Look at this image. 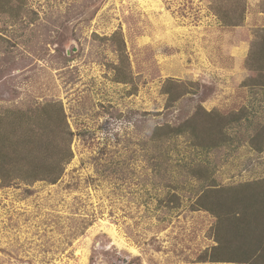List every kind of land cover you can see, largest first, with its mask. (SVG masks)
Masks as SVG:
<instances>
[{"label": "rangeland", "instance_id": "1", "mask_svg": "<svg viewBox=\"0 0 264 264\" xmlns=\"http://www.w3.org/2000/svg\"><path fill=\"white\" fill-rule=\"evenodd\" d=\"M12 1L0 107L60 103L73 157L53 185H0V264H232L207 259L216 218L189 209L203 183L182 168L201 157L179 137L167 160L149 131L175 120L162 87L183 85L190 112L241 123L202 159L217 187L264 178V149L249 142L264 135V89L243 86L264 0ZM225 6L239 13L230 24Z\"/></svg>", "mask_w": 264, "mask_h": 264}, {"label": "trees", "instance_id": "2", "mask_svg": "<svg viewBox=\"0 0 264 264\" xmlns=\"http://www.w3.org/2000/svg\"><path fill=\"white\" fill-rule=\"evenodd\" d=\"M19 4L0 0V13L19 18ZM233 14L239 13L231 6L216 13L222 24L233 22ZM245 68L249 76L243 86L251 90L264 89V29L251 45ZM162 88L167 96V110H176L175 120L151 125L149 132L151 138L159 142V152L167 160L171 150L169 142L179 137L197 153L194 158L201 157L196 164L186 161L182 171L203 183L200 185L203 190L190 205V211H206L216 218L213 229L216 244L209 254L205 252L207 259L217 263L264 264V178L240 188L217 187L213 172L207 170V164H202V159L229 143V130L241 125L240 121L237 124V114L220 116L206 112L200 104L190 112V104L182 101L188 94L185 86L172 84ZM260 132L264 133V125ZM72 135L58 102L34 104L27 109L0 107V185L8 186L16 181L26 185L55 184L73 157ZM249 142L257 151L264 149V135L262 140L250 138ZM172 148L176 149V144Z\"/></svg>", "mask_w": 264, "mask_h": 264}]
</instances>
